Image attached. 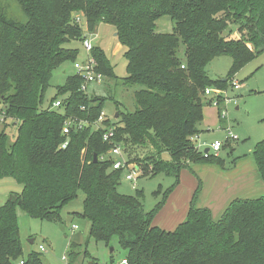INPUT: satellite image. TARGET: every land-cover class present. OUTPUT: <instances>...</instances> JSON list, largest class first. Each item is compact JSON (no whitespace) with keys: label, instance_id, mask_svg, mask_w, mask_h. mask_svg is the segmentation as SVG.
Listing matches in <instances>:
<instances>
[{"label":"trees","instance_id":"trees-1","mask_svg":"<svg viewBox=\"0 0 264 264\" xmlns=\"http://www.w3.org/2000/svg\"><path fill=\"white\" fill-rule=\"evenodd\" d=\"M13 1L26 21L11 17L0 3L2 122L16 128L12 143L0 132V178L13 179L21 191L9 193L0 206V264H42L38 252L23 256L18 211L57 223L79 192L82 211L73 215L88 221V239L109 246L116 237L126 264H264V196L235 199L214 221L209 209L195 206L197 179L185 220L171 231L153 224L182 171L194 174L191 165L220 163L213 155L204 158L192 140L200 134L203 105L211 102L202 97L206 88L226 89L242 66L264 53V0ZM162 17L173 23L171 33L157 32ZM100 24L117 34L126 60L122 81L136 89L133 111L118 112L114 122L106 118L95 130L105 98L96 90L82 92L83 79L75 72L56 88L46 109L40 106L52 73L80 61L74 43L81 44L85 32ZM90 54L96 72L105 80L117 79L100 46ZM221 56L231 58V69L225 81H212L207 66ZM56 101L61 106L53 109ZM71 117L88 125L65 137L62 128ZM110 128L113 142L126 151H149L144 159L129 158L143 176L174 179L172 190L149 212L143 210L141 193H119L123 171L101 160L111 148L102 140ZM252 157L264 181V140Z\"/></svg>","mask_w":264,"mask_h":264},{"label":"rangeland","instance_id":"rangeland-1","mask_svg":"<svg viewBox=\"0 0 264 264\" xmlns=\"http://www.w3.org/2000/svg\"><path fill=\"white\" fill-rule=\"evenodd\" d=\"M0 3L4 4L3 6L11 17L21 23L26 21L19 6L13 0H0ZM79 19L82 20V18ZM156 25L158 33H171L173 28V23L168 17L160 18ZM114 34L113 27L104 24L97 26L91 34L85 32V37L92 46H100L104 50L117 78L104 80L98 87L90 85L88 91L92 94L93 88H95L97 94L105 98L103 113L112 122L116 120L114 116L118 112L133 111V91L136 89V86L124 85L122 81L126 76V60L123 56L124 50ZM233 35L238 36L236 31ZM74 44L78 46L80 61H84L86 52L82 48V44ZM231 64V58L228 56L214 58L207 66L208 77L212 81L225 79L229 74ZM74 72L72 64L67 63L52 73L40 106L41 109L48 107L56 95V88L62 86L66 76L72 75ZM232 81L239 84L238 90L232 88ZM224 90L225 94L218 107L212 104L214 96L206 97L203 94L202 99L205 102L210 99L213 101L203 105L202 120L197 125L200 131V138L197 141V145L201 146L199 150L203 152L209 148L211 143L218 141L222 145L218 154L220 163L191 165L196 167L198 176L199 165L210 166L208 175H205V182H200L201 187L195 199V206L206 209L211 207L213 212L211 217L214 221L220 218L217 216L220 213V208L224 203L229 205L232 198L258 199L264 196V181L257 177L252 157L255 145L264 140V53L257 55L242 66L229 80L228 86ZM2 111L3 107L0 105V114ZM2 130L5 131L9 142L12 143L16 136V128L10 122H2L0 119V132ZM228 133L236 135L238 140L228 139ZM125 152L128 158L134 156L141 159H144V156L149 153V151L134 148ZM129 152L130 156H128ZM164 157L167 158L166 155ZM183 162L186 163V161ZM182 172L192 179L195 178V174ZM196 181L198 184V180ZM173 184L174 179L163 174L138 175L133 187L126 182L123 172L118 191L129 196H133L137 192L141 193L143 210L149 212L162 200L165 192L172 190ZM180 188L178 191L174 190V192L168 193V199L174 200L175 198V201L180 199ZM184 188L186 187L182 189ZM20 191L21 186L13 179L0 178V206L9 193L14 194ZM172 194L174 197H171ZM83 199L84 194L79 192L76 199L62 208L60 221L57 223L33 219L18 211L19 237L23 256L26 257L32 251L38 252L41 254L42 264H69L70 261L72 264H91L92 262L111 264L110 257L113 259L112 264H121L124 252L120 249L117 238L114 237L109 246L89 240L88 221L73 215L81 213ZM168 199L158 209L153 218V224L157 225L162 219V215L166 214L167 209L170 208L171 201ZM168 205L169 207H167ZM39 246H42L44 251L41 252L38 249ZM63 257L66 259L65 261L62 260Z\"/></svg>","mask_w":264,"mask_h":264},{"label":"built area","instance_id":"built-area-1","mask_svg":"<svg viewBox=\"0 0 264 264\" xmlns=\"http://www.w3.org/2000/svg\"><path fill=\"white\" fill-rule=\"evenodd\" d=\"M78 23H81L80 19H77ZM82 48L86 52V59L84 61H77L76 63L73 64V68L75 71V74L83 79V84L81 86V91L84 92L85 94L88 93V88L90 85H94L96 87L100 86L105 78L101 73L96 72V62L91 56V50H92V45L89 42L88 39H84L82 41ZM183 68V67H182ZM232 88L238 90L240 88L239 84L235 81H232L231 83ZM225 90L221 89H215V88H206L204 91V96L206 97H211L214 96V101L213 99H210V101H213L212 104L214 106H219L220 101L222 99V96H224ZM225 99V98H224ZM226 102V99L224 100ZM211 103V102H210ZM61 106V103L59 101H56L53 104L52 108L58 109ZM2 114H0V119L2 120ZM106 119L104 113L102 112L100 114V117L98 118L97 122L94 123L93 127L95 130L99 129L100 124ZM88 123L82 122L77 120L74 117L69 118L68 120L65 121L64 126L62 128V135L63 136H68L69 133L73 130H81L84 126H87ZM229 137L228 139L231 140H238V137L236 135H231L228 133ZM102 140L104 143H107L111 146L110 150L107 152L106 155L101 157V160H110L112 161V169L113 170H122L125 173V180L129 184H131L134 187V184L136 182V177L138 175H142V171L140 170L139 166H137L135 163H130L129 158L127 157L126 154V149L123 147V144H116L113 142L114 140V130L112 128L108 129L102 137ZM195 144H196V149L199 150L201 148L200 145H197L198 137L195 136L192 139ZM68 142L65 141L63 144H61L60 148L65 149L67 146ZM222 145L218 141H214L213 143L210 144L208 148V152L204 153L200 152L203 154L204 158H207L208 156L212 155L214 157L218 156V153L221 150ZM41 252L44 251L42 246H39L38 248ZM62 260H66L64 257ZM23 262H20L19 264H22ZM121 264H126L125 261L121 262Z\"/></svg>","mask_w":264,"mask_h":264},{"label":"crops","instance_id":"crops-1","mask_svg":"<svg viewBox=\"0 0 264 264\" xmlns=\"http://www.w3.org/2000/svg\"><path fill=\"white\" fill-rule=\"evenodd\" d=\"M93 90H96V89L93 88ZM197 137L200 138L199 135ZM218 156H216V158H218ZM199 166H200V168H199L200 171H198L199 176L197 175L196 167L190 166L192 172L197 176V177L194 176L196 178V179L194 178L195 180L190 178L189 176H187V174H183V172H181L180 177H179L180 178L179 185L174 189L175 191H178L179 188L181 187L180 188L181 189V191H180L181 198L177 199V201H175V198H174V200H171V198H169L171 201L170 208L167 209L166 214L162 215V219L157 223V225L156 224H154V225L158 226L159 228H161L163 230L171 231V230H174L181 222H183L185 220L190 201H191L193 193L196 190L197 185H198V184H196V182H197L196 180L198 179L201 183L205 182V180H206L205 175H208V172L210 171V169H209L210 166H207V167L201 166V165H199ZM184 172L190 173L186 170H184ZM257 177L259 178L258 174H257ZM183 187H186V188L182 189ZM173 195L174 194H172L171 197H174ZM169 199H168V201H169ZM235 199H248V198L234 197L231 199L230 202H232ZM228 206L229 205H227V203H224L223 207L220 208L219 215H217V216L221 217ZM167 207H169V205ZM208 208L210 209L211 207H208ZM210 211H211V215H212L213 212L211 209H210ZM123 261H125V260L123 259L122 262Z\"/></svg>","mask_w":264,"mask_h":264},{"label":"water","instance_id":"water-1","mask_svg":"<svg viewBox=\"0 0 264 264\" xmlns=\"http://www.w3.org/2000/svg\"><path fill=\"white\" fill-rule=\"evenodd\" d=\"M114 36L116 37L117 34L115 33ZM223 81H225V80L223 79ZM117 117H118V114H115L114 118H117ZM207 152H208V149H206V150L204 151V153H207ZM93 162H94V163L97 162V156H96V155H94V157H93ZM30 243H33V241H30Z\"/></svg>","mask_w":264,"mask_h":264}]
</instances>
